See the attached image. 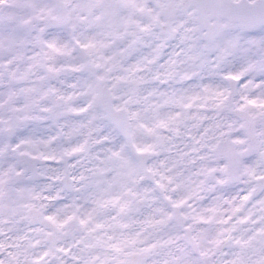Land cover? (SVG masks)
I'll list each match as a JSON object with an SVG mask.
<instances>
[{"label":"snow or ice","instance_id":"obj_1","mask_svg":"<svg viewBox=\"0 0 264 264\" xmlns=\"http://www.w3.org/2000/svg\"><path fill=\"white\" fill-rule=\"evenodd\" d=\"M0 264H264V0H0Z\"/></svg>","mask_w":264,"mask_h":264}]
</instances>
